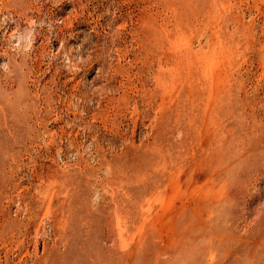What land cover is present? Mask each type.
Segmentation results:
<instances>
[{
  "label": "rangeland",
  "instance_id": "obj_1",
  "mask_svg": "<svg viewBox=\"0 0 264 264\" xmlns=\"http://www.w3.org/2000/svg\"><path fill=\"white\" fill-rule=\"evenodd\" d=\"M0 264H264V0H0Z\"/></svg>",
  "mask_w": 264,
  "mask_h": 264
}]
</instances>
